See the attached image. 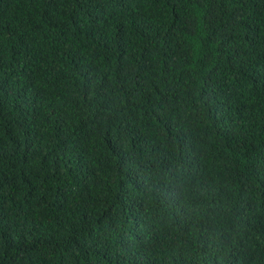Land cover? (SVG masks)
Instances as JSON below:
<instances>
[{"label":"trees","instance_id":"16d2710c","mask_svg":"<svg viewBox=\"0 0 264 264\" xmlns=\"http://www.w3.org/2000/svg\"><path fill=\"white\" fill-rule=\"evenodd\" d=\"M0 264H264V0H0Z\"/></svg>","mask_w":264,"mask_h":264}]
</instances>
